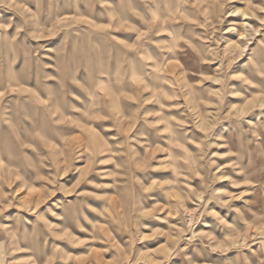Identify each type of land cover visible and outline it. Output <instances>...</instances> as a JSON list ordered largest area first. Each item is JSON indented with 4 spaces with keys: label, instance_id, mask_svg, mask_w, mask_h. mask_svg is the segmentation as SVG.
<instances>
[{
    "label": "rangeland",
    "instance_id": "374dc122",
    "mask_svg": "<svg viewBox=\"0 0 264 264\" xmlns=\"http://www.w3.org/2000/svg\"><path fill=\"white\" fill-rule=\"evenodd\" d=\"M0 264H264V0H0Z\"/></svg>",
    "mask_w": 264,
    "mask_h": 264
}]
</instances>
